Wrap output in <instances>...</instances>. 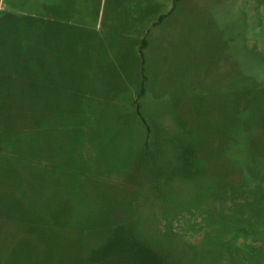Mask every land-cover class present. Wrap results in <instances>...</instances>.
<instances>
[{
    "label": "rangeland",
    "instance_id": "374dc122",
    "mask_svg": "<svg viewBox=\"0 0 264 264\" xmlns=\"http://www.w3.org/2000/svg\"><path fill=\"white\" fill-rule=\"evenodd\" d=\"M0 264H264V0H0Z\"/></svg>",
    "mask_w": 264,
    "mask_h": 264
}]
</instances>
